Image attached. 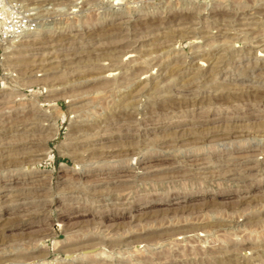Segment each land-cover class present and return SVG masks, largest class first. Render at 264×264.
Wrapping results in <instances>:
<instances>
[{"label": "rangeland", "instance_id": "1", "mask_svg": "<svg viewBox=\"0 0 264 264\" xmlns=\"http://www.w3.org/2000/svg\"><path fill=\"white\" fill-rule=\"evenodd\" d=\"M0 264H264V0H7Z\"/></svg>", "mask_w": 264, "mask_h": 264}, {"label": "built area", "instance_id": "2", "mask_svg": "<svg viewBox=\"0 0 264 264\" xmlns=\"http://www.w3.org/2000/svg\"><path fill=\"white\" fill-rule=\"evenodd\" d=\"M6 2L7 0H0V9H2L6 5ZM27 30H28L27 25L24 24L9 25L4 27L3 36L5 38L19 37Z\"/></svg>", "mask_w": 264, "mask_h": 264}]
</instances>
